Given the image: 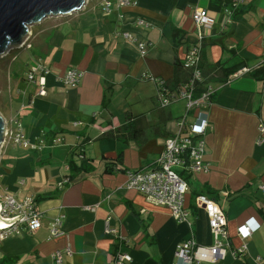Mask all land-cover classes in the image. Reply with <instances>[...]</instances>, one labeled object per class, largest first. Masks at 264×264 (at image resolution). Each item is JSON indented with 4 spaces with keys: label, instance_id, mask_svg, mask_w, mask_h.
<instances>
[{
    "label": "crops",
    "instance_id": "crops-1",
    "mask_svg": "<svg viewBox=\"0 0 264 264\" xmlns=\"http://www.w3.org/2000/svg\"><path fill=\"white\" fill-rule=\"evenodd\" d=\"M111 1L107 9L106 0H88L72 15L47 17L57 20L42 21L41 30L32 32L33 57L50 70L47 93L39 94L38 84L26 77L17 84V101L27 103L13 108L7 119L21 121L29 143L9 140L0 177L17 198L34 196L42 225L1 241V258L6 264H56L53 253L60 250L61 264H187L177 254L180 242L192 237L211 246L215 239L197 201L201 192L225 212L230 244L224 258L190 264H264V78L250 75L264 65V0H246L236 10L230 0H132L121 7ZM197 8L209 10L214 19L204 30L200 62L214 92L208 107L191 108L189 120L196 112L209 118L201 137L209 171L191 175L187 216L179 220L126 184L129 172L158 165L165 139L185 114L184 99L158 106L156 79L175 89L170 84L175 63L184 61L196 41ZM173 28L185 35L177 47ZM70 68L83 73L77 83L62 80ZM141 116L147 118L144 133L151 135L143 145L111 135ZM121 151L123 169L105 172L103 156L115 159ZM83 156L92 159L95 170L65 181L71 160ZM57 217L66 234L51 237ZM251 219L259 228L243 237L239 227ZM109 224L115 232L106 230ZM67 243L71 254L63 251ZM125 254L131 261L119 262Z\"/></svg>",
    "mask_w": 264,
    "mask_h": 264
},
{
    "label": "built area",
    "instance_id": "built-area-1",
    "mask_svg": "<svg viewBox=\"0 0 264 264\" xmlns=\"http://www.w3.org/2000/svg\"><path fill=\"white\" fill-rule=\"evenodd\" d=\"M87 1L85 0L79 10L83 9ZM118 1L120 7L132 2V0ZM245 1L230 0L234 9L243 5ZM111 5L112 1L106 0V8L109 9ZM72 14L74 13L69 12L66 16ZM52 16H64V14L48 15V17ZM193 19L197 31L196 41L190 44L183 61L184 68L187 71L189 70L187 81L175 89H168L164 79H156L160 86L157 94L158 106L166 108L174 102L184 99L186 101L185 114L180 116L177 122V131L165 139L163 151L158 159V165L150 169H139L129 172L126 184L127 188L136 189L149 200L168 207L179 220L185 219L187 216V210L184 206L185 193L189 187L188 175L209 171V165L204 160L205 141L201 138L206 133L209 118L206 114H202L205 112H196L194 120H189V117L194 114V112H191L192 107H208L212 101L214 90L210 85L206 86L199 95H196V92L200 83L204 81V71L200 66L202 59L201 50L206 39L204 30H210L213 27L214 19L209 10L205 8H197L193 13ZM42 20L44 19L38 22H42ZM28 26L31 27L32 25ZM29 27H27V32L23 34L22 41L19 44L21 46L31 47L29 40L32 37V30ZM124 36L129 35L124 33ZM139 46L141 50L144 49V44L139 43ZM49 72L50 70L41 63L31 66L28 70V81L38 84L39 94L41 95L47 93L46 76ZM82 74L78 69L70 68L62 80L65 83L74 84L80 80ZM4 121L8 130L0 148V158L9 140H13L14 143L22 146H26L29 143L23 133L21 121L16 119H12L10 122L6 119ZM8 123L14 124L11 126ZM65 181L68 182L69 179ZM197 201L200 206H203L208 216L209 225L215 239L211 246L199 245L192 237L180 242L177 254L187 264L206 259L214 261L219 258L222 259L226 254V246L230 244L227 233V217L223 209L213 198L203 193L197 196ZM42 217L43 215L36 208V202L32 195H26L20 199L17 198L7 188L3 187L0 177V243L11 235L22 234L24 230L30 232L39 229L42 225ZM61 223L60 217L55 218L51 224V237L65 236L66 231L61 229ZM258 228L259 224L254 219H251L239 227V234L243 237H248ZM106 230L115 232L116 229L109 224ZM63 251L71 254L70 243L66 244ZM62 254L63 252L60 250L53 253L56 264H61ZM1 260L0 254V264ZM123 260L131 261V256L127 254L120 255L118 261L122 263Z\"/></svg>",
    "mask_w": 264,
    "mask_h": 264
},
{
    "label": "water",
    "instance_id": "water-1",
    "mask_svg": "<svg viewBox=\"0 0 264 264\" xmlns=\"http://www.w3.org/2000/svg\"><path fill=\"white\" fill-rule=\"evenodd\" d=\"M85 0H0V53L7 40H17L27 32L28 25L45 19L49 14L66 16L79 10ZM0 116V148L7 133Z\"/></svg>",
    "mask_w": 264,
    "mask_h": 264
},
{
    "label": "trees",
    "instance_id": "trees-1",
    "mask_svg": "<svg viewBox=\"0 0 264 264\" xmlns=\"http://www.w3.org/2000/svg\"><path fill=\"white\" fill-rule=\"evenodd\" d=\"M237 14H238L237 12L234 13V15L232 16V19ZM173 36H174L175 47L179 46V44L184 42L185 35L181 31V29L173 28ZM207 73H208V69H205V74H207ZM203 74H204V72H203ZM205 74H204V77L206 76ZM250 75H252L254 78H256L258 80H262L264 78V65H260L257 68L251 69ZM26 79H27V76H26ZM187 79H188V71L184 68L183 62L181 60H177L175 63V75H174L172 82H170V84L172 86H174L175 88H177L180 85H182L184 82H186ZM27 81H28V79H27ZM205 81L207 82V79L206 80L204 79V81L202 83H200L198 90L196 92V95H199L201 93V91H203L204 88L206 87L207 83ZM163 110L165 111V109H163ZM179 118L180 117L177 118V120H176L177 122H178ZM146 122H147L146 116L137 117L136 119L130 120L129 123H126L121 130L117 131V134H111V135L116 136V138L123 139L124 142H127L129 140H134L138 146H141L146 141H148L149 138L151 137L150 134L144 133L143 129H145V127H146L145 126ZM103 161H104V165H105V169H104L105 172H111V171H113L114 168L123 169L122 168L123 151L119 152L115 159H109L108 157H106L104 155ZM70 167L72 170V174H71L69 181L76 179L77 176H79V175H81L80 177H82L83 174H88L91 171L95 170L94 169L95 167L92 163V159L85 158L84 156L80 160L72 159L70 162ZM190 178H191V175H188L187 181ZM200 194H202V193L201 192L197 193V196ZM5 262H6L5 259L1 260V264H6Z\"/></svg>",
    "mask_w": 264,
    "mask_h": 264
},
{
    "label": "rangeland",
    "instance_id": "rangeland-1",
    "mask_svg": "<svg viewBox=\"0 0 264 264\" xmlns=\"http://www.w3.org/2000/svg\"><path fill=\"white\" fill-rule=\"evenodd\" d=\"M52 20L54 21L57 19L49 18L42 21H45L46 23ZM40 23L42 22L32 24L31 27L28 26L29 29L32 30L33 35H36L41 30L42 26L40 25ZM11 41H12L11 39L7 40V43L0 54V110L6 117L2 115L1 112H0V116L8 121L9 119L7 118H9L10 112L13 108L18 111L19 109H21L23 105H26L27 103V101L26 102L17 101L16 99L18 95L17 84L21 83L22 78H25L27 76L28 70L31 66L41 63L35 60V58L33 57L34 53L32 50H30V48L33 46V41L31 42V39L29 40L31 43V47H27L26 45L17 46L18 44L15 45V43ZM35 57H37V55ZM27 62H29L28 67H27ZM245 70L248 71L249 69L246 68ZM188 74H189V70H188ZM177 107L179 113L184 112L183 108L178 105H174V110L175 109L177 110ZM18 235L20 236V234Z\"/></svg>",
    "mask_w": 264,
    "mask_h": 264
},
{
    "label": "bare ground",
    "instance_id": "bare-ground-1",
    "mask_svg": "<svg viewBox=\"0 0 264 264\" xmlns=\"http://www.w3.org/2000/svg\"><path fill=\"white\" fill-rule=\"evenodd\" d=\"M22 37H23V36H22ZM22 37H20L19 39L16 40V41H17L16 43H17L18 45H19L20 42L22 41ZM23 41H24V40H23ZM18 45H17V46H18Z\"/></svg>",
    "mask_w": 264,
    "mask_h": 264
}]
</instances>
